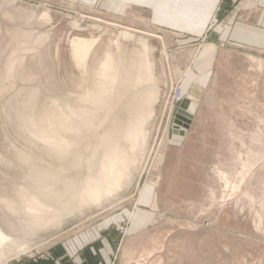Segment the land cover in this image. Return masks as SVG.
<instances>
[{
  "label": "rangeland",
  "instance_id": "1",
  "mask_svg": "<svg viewBox=\"0 0 264 264\" xmlns=\"http://www.w3.org/2000/svg\"><path fill=\"white\" fill-rule=\"evenodd\" d=\"M211 1L0 0V264H264V0Z\"/></svg>",
  "mask_w": 264,
  "mask_h": 264
},
{
  "label": "bare ground",
  "instance_id": "2",
  "mask_svg": "<svg viewBox=\"0 0 264 264\" xmlns=\"http://www.w3.org/2000/svg\"><path fill=\"white\" fill-rule=\"evenodd\" d=\"M121 36L124 39H131L132 38V36L129 33H126V32H122ZM93 43H94L93 40L78 39L76 42H73V51L78 57L82 58L90 50V48H91ZM140 43H141V45L143 47H145V48L148 47L146 40H141ZM148 51H149V48H148Z\"/></svg>",
  "mask_w": 264,
  "mask_h": 264
},
{
  "label": "water",
  "instance_id": "3",
  "mask_svg": "<svg viewBox=\"0 0 264 264\" xmlns=\"http://www.w3.org/2000/svg\"><path fill=\"white\" fill-rule=\"evenodd\" d=\"M179 107H183L182 105H179ZM178 111L179 112H183V111H180L178 108H176L173 112V117L176 118L177 120L175 121L176 124L180 125V128L178 130V134L180 136H183L184 135V132L185 130H187L189 128V125H190V118L189 117H186V116H181L178 114Z\"/></svg>",
  "mask_w": 264,
  "mask_h": 264
},
{
  "label": "crops",
  "instance_id": "4",
  "mask_svg": "<svg viewBox=\"0 0 264 264\" xmlns=\"http://www.w3.org/2000/svg\"><path fill=\"white\" fill-rule=\"evenodd\" d=\"M210 3H209V5H216L217 4V2L215 3L214 1H211V0H208ZM216 1V0H215ZM239 0H235V2L237 3ZM234 2V3H235ZM230 5H232V4H230ZM229 4H228V6H230ZM127 33V32H126ZM131 36H132V38L131 39H127V40H129V41H131V40H133V34H131V33H129ZM146 35H149V36H154V35H152V34H147V33H145ZM147 42V41H146ZM147 46H148V43H147ZM148 48H149V46H148Z\"/></svg>",
  "mask_w": 264,
  "mask_h": 264
}]
</instances>
